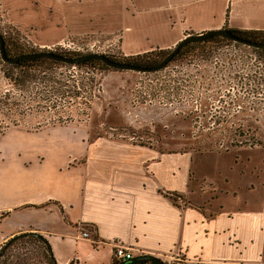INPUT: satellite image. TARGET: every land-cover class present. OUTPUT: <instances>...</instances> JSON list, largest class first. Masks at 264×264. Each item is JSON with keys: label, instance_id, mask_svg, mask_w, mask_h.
I'll return each instance as SVG.
<instances>
[{"label": "crops", "instance_id": "crops-1", "mask_svg": "<svg viewBox=\"0 0 264 264\" xmlns=\"http://www.w3.org/2000/svg\"><path fill=\"white\" fill-rule=\"evenodd\" d=\"M24 2L42 25L24 30L41 49L92 38L110 49L118 41L131 57L214 30L264 31V0ZM9 120L15 127L0 138V251L38 233L57 264H119L116 245L166 264H264V159L234 163L227 154L91 137L88 126L68 124L75 118L36 129Z\"/></svg>", "mask_w": 264, "mask_h": 264}, {"label": "rangeland", "instance_id": "rangeland-1", "mask_svg": "<svg viewBox=\"0 0 264 264\" xmlns=\"http://www.w3.org/2000/svg\"><path fill=\"white\" fill-rule=\"evenodd\" d=\"M24 1L2 2L8 8L11 4L13 6L10 11L0 8V34L5 35L10 43L38 52L79 55L99 53L122 57L118 41L111 43V49L106 40L92 38L67 41L51 49L35 46L30 31L24 29L33 25L42 29V25L34 18H28L32 12ZM202 68L208 72L204 76H195L199 74L194 66L181 68L174 65L164 72L154 74L93 72L71 67L63 69V72L75 76L79 81H85V115L79 116L83 119L75 117L68 124L88 126L91 137L128 139L146 146L163 143V147H169L170 152L179 150L212 156L227 154L235 158L234 163L240 162L237 156L248 160H263L264 54L244 45L220 46L215 49L211 63ZM4 70V62L0 57V96L11 89ZM185 72L197 80L190 82L194 86L196 102L187 101L182 98L184 95L181 98L174 95L169 100L166 97L169 92H180L183 85L189 84L183 82L182 74ZM171 73L174 75L169 77ZM149 93L151 96H148ZM76 112L74 114L79 115ZM18 114L10 115L0 106V138L5 130L15 127L9 123L11 117L19 119L17 127L25 129L51 128L56 121L53 110ZM6 141L7 138L0 140V147ZM230 151L240 153L228 154ZM250 162L245 165L235 164L234 167L249 168ZM43 251L42 245L26 240L10 250L8 261L11 264H36L39 253ZM172 264L189 263L180 257L179 262Z\"/></svg>", "mask_w": 264, "mask_h": 264}, {"label": "trees", "instance_id": "trees-1", "mask_svg": "<svg viewBox=\"0 0 264 264\" xmlns=\"http://www.w3.org/2000/svg\"><path fill=\"white\" fill-rule=\"evenodd\" d=\"M230 32L244 40L256 43H264V31ZM3 37L8 58L38 53V51L35 50H28L22 45L10 43V40H8L5 35H3ZM229 45L239 46L242 44L233 42L219 35L211 36L201 42L188 44L182 48L180 53L172 60L166 70L170 69L173 65L175 67L181 68H184L185 66H194L197 68L199 74H195V76H204L208 72L207 70L205 71L204 68L201 70V66H207L211 63L213 53L216 48ZM253 50L257 53L264 54V50ZM54 53L66 58H77L83 56L75 53ZM169 53L170 51L156 50L131 57L115 58L109 55L105 56L115 62L125 63L143 69H152L159 65ZM4 67L5 77L10 82L11 89H9V91H7L4 96H0V106H3L10 115H15L18 113V115H23L24 112L46 113L50 110H53L55 112V120L58 123H64L73 120L76 117L74 114L76 111V114H79L77 116L85 115V81H79L75 78V76H70V74L63 72V69L67 70L71 67L77 70L88 69L93 72L120 71L108 67L98 59H90L78 65H67L65 63L57 62L48 58H35L20 61L15 65L4 63ZM172 75L174 74L171 73L168 76L171 77ZM190 75L191 74L187 72L182 74V77H184L183 82H187L189 84L183 85L184 88L180 89V92H169V94L166 96L169 98V100H171L174 95H177L179 98L184 95L182 98L187 99V101L196 102L194 86L190 82H196L197 80L195 78H190ZM185 76L187 77L185 78ZM169 90H171V88H169ZM148 96H151L150 93ZM79 99L81 102H79ZM11 122L15 123V121ZM26 240L29 242H36L40 246L42 245L43 249L45 250L39 253V258L36 264H54L50 247L37 236L30 234L17 236L8 241L0 251V264H11L8 261L10 250L14 248L16 244H21ZM3 249L5 250L2 251ZM114 264L117 263L115 262ZM143 264H150V262H144Z\"/></svg>", "mask_w": 264, "mask_h": 264}, {"label": "water", "instance_id": "water-1", "mask_svg": "<svg viewBox=\"0 0 264 264\" xmlns=\"http://www.w3.org/2000/svg\"><path fill=\"white\" fill-rule=\"evenodd\" d=\"M214 35L222 36L228 40H231L236 43H240L244 46H248L253 49L264 50V43H256V42H251L248 40L241 39L233 35L230 31L225 30V29L214 30V31H209V32L197 34V35H190L186 37L170 51L168 56L159 65H157L156 67L152 69H143V68L135 67L129 64L112 61L111 59L107 58L104 54H99V53H89V54H86V55H83L77 58H66V57L57 55L52 51H40L38 53L21 55L15 58H8L6 54V50H5L4 37L2 34H0V56H1L2 61L9 65H15L19 63L20 61L30 60V59H35V58H48V59H51L57 62L65 63L67 65H78L90 59H98L102 61L105 65H107L108 67L116 69V70L154 74V73L162 72L165 69H167L170 63L172 62V60L180 53L182 48L185 47L186 45L204 41L207 38L214 36ZM30 235L37 236L49 246V242L44 236L38 233H30ZM4 250L5 249H3L2 251ZM52 258L54 259L53 255H52ZM0 260H1V253H0ZM144 262H150V264H166L161 259L155 256H152V255H142V256L132 259L131 261H123L119 264H129V263L143 264Z\"/></svg>", "mask_w": 264, "mask_h": 264}, {"label": "built area", "instance_id": "built-area-1", "mask_svg": "<svg viewBox=\"0 0 264 264\" xmlns=\"http://www.w3.org/2000/svg\"><path fill=\"white\" fill-rule=\"evenodd\" d=\"M83 239H91V232L90 230H86L82 232ZM114 255L116 260L119 261H131L135 258V255L131 249L124 245H116Z\"/></svg>", "mask_w": 264, "mask_h": 264}, {"label": "flooded vegetation", "instance_id": "flooded-vegetation-1", "mask_svg": "<svg viewBox=\"0 0 264 264\" xmlns=\"http://www.w3.org/2000/svg\"><path fill=\"white\" fill-rule=\"evenodd\" d=\"M52 259H53V258H52ZM53 261H54V264H57L56 261H55L54 259H53Z\"/></svg>", "mask_w": 264, "mask_h": 264}]
</instances>
